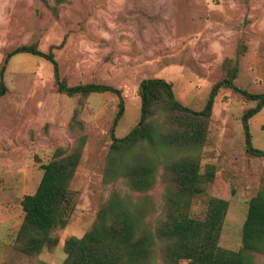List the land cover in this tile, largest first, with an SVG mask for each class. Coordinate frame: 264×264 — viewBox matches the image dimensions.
<instances>
[{
    "label": "rangeland",
    "instance_id": "374dc122",
    "mask_svg": "<svg viewBox=\"0 0 264 264\" xmlns=\"http://www.w3.org/2000/svg\"><path fill=\"white\" fill-rule=\"evenodd\" d=\"M25 45L52 51L70 86L99 83L121 90L125 112L115 132L119 138L140 121L145 79L170 82L177 99L195 111L205 108L212 87L235 66L239 88L264 94V0H0V69L9 53ZM5 82L8 92L0 97V264H62L66 239L90 232L114 192L147 196L149 213L142 225L156 233L166 218L165 164L185 150L162 145L145 151L158 164L157 180L150 191L133 193L122 177L104 180L117 94L62 93L53 64L28 53L8 59ZM256 104L231 88L219 91L200 156L201 172L214 166L215 177L190 207L193 217L203 219L210 197L229 201L219 244L233 251L242 249L249 201L264 185V158L247 152L242 123L244 112ZM164 119L160 103L153 119L159 140L167 130ZM250 131L254 147L264 150V110L250 120ZM81 138L85 146L71 184L77 204L69 223L52 233L54 246L39 256L26 255L17 240L25 214L22 200L36 192L41 165L69 154ZM157 242L148 245V258L140 264H173L165 245ZM252 259L251 264H264V254L254 253Z\"/></svg>",
    "mask_w": 264,
    "mask_h": 264
},
{
    "label": "trees",
    "instance_id": "16d2710c",
    "mask_svg": "<svg viewBox=\"0 0 264 264\" xmlns=\"http://www.w3.org/2000/svg\"><path fill=\"white\" fill-rule=\"evenodd\" d=\"M65 0H57L61 4ZM20 53L43 57L53 64L58 90L69 96H88L93 93L112 92L119 96V111L112 127L113 143L110 147L104 180L110 182L124 178L133 193L142 194L154 188L158 164L147 150H159L162 145L185 150V154L165 164L166 218L160 220L156 233L145 224L150 201L147 196L121 195L114 192L101 208L94 228L83 237H70L64 243L66 259L62 264H140L150 253L148 245H165V254L173 264H251L254 253L264 254V185L249 201L247 218L242 233V249L228 250L220 246V237L229 210V201L210 197L206 215L195 218L190 213L191 201L206 192L214 181V166L202 173L200 156L206 143L208 125L215 99L223 87L231 88L245 99L257 102L242 117L246 150L253 156L263 157L264 150L254 147L250 120L264 109V94L252 93L235 83L238 67L228 78L218 81L211 90L202 111L183 105L176 97L173 86L162 78L142 81L140 96L141 118L125 136H116V128L125 112L122 91L110 85L89 83L70 86L61 78L55 54L45 53L35 45L18 47L9 55L0 69V97L8 92L5 71L8 59ZM163 103L166 132L158 139L154 125L155 109ZM85 138L69 154L41 165L43 176L34 194L22 200L24 219L18 233L20 250L29 256H39L43 250L54 246L52 233L65 228L76 208V195L71 189L72 180L81 160ZM138 149L140 150L138 152ZM58 242V241H57ZM53 243V245H52ZM51 245V246H50ZM150 245V246H151Z\"/></svg>",
    "mask_w": 264,
    "mask_h": 264
},
{
    "label": "crops",
    "instance_id": "0c3cea01",
    "mask_svg": "<svg viewBox=\"0 0 264 264\" xmlns=\"http://www.w3.org/2000/svg\"><path fill=\"white\" fill-rule=\"evenodd\" d=\"M263 110H264V109H263ZM12 248H13V247H10V248H9L10 252L12 251ZM8 254H10V253L8 252ZM12 264H15V263H12Z\"/></svg>",
    "mask_w": 264,
    "mask_h": 264
}]
</instances>
